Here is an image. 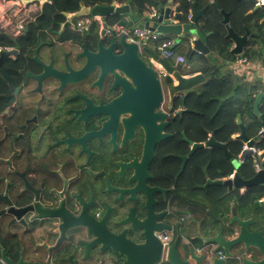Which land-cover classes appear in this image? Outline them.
Segmentation results:
<instances>
[{
    "label": "flooded vegetation",
    "instance_id": "obj_1",
    "mask_svg": "<svg viewBox=\"0 0 264 264\" xmlns=\"http://www.w3.org/2000/svg\"><path fill=\"white\" fill-rule=\"evenodd\" d=\"M92 28L95 20L74 32ZM60 29L19 40L29 33L26 23L6 34L12 44L0 45V264H221L224 252L214 255L210 238L215 219L226 226L232 209L253 218L264 236V211L254 202L246 210L238 199L247 188L221 185L225 193L213 204L207 181L233 178L239 167L231 164V174L212 179L213 159L228 160L218 144L232 155L227 143L207 128L202 139L174 132L182 123L195 130L194 121L175 119L190 111L174 107L183 95H170L171 119L133 123L127 108L113 104L122 90L111 88L112 76L99 83L95 56L88 64L75 58L84 43L59 38ZM89 38L87 51L95 54ZM118 78L131 84L122 73ZM164 103L163 91L160 108L167 112ZM238 134L236 160L247 148ZM224 229L225 237L239 233L235 221ZM95 232L121 234L129 259L101 251ZM251 251L242 250L241 259H261Z\"/></svg>",
    "mask_w": 264,
    "mask_h": 264
},
{
    "label": "water",
    "instance_id": "obj_2",
    "mask_svg": "<svg viewBox=\"0 0 264 264\" xmlns=\"http://www.w3.org/2000/svg\"><path fill=\"white\" fill-rule=\"evenodd\" d=\"M197 1L191 0V7L188 10L190 17L188 18L187 16L186 20H183V12L180 11L176 0H167L166 2L156 0L153 4L156 14L153 17L148 15L147 8L131 10L130 0H124L123 3L113 1L110 4L95 2H91L88 5L81 4L76 13L69 16L67 13L63 14L65 21L59 25L61 28L59 38L68 41L77 40L84 43L81 48L82 52L75 55V58H84L88 64L89 56H95V73H99V83L106 75L112 76L109 79L111 88H120L122 90L121 96L115 99L113 104L118 109L124 110V108H127L128 112L131 113L130 117L133 123L143 124L146 119H171L172 106L169 105L167 112L160 108L163 102V85L166 86L169 96L179 95L182 92L196 89L199 84L205 81L204 75L199 72L185 77L181 64L170 65L167 60L161 58L148 47H143L140 50L137 43L126 40L124 31L132 32L135 28H139L155 31L166 37H175L172 44L173 47L180 42L189 43V39L191 38V54H209L210 49L201 39V30L197 26L198 20L205 13L206 6L198 10L196 6ZM261 2L262 4L256 3L252 12L264 6V0H261ZM215 4L223 16L220 23L226 29L225 38L231 41L230 52L234 55L242 54L249 38L253 34L246 27L244 28V33L241 35L235 32L230 25L229 14L221 9L217 0ZM81 17H89L91 23L94 21L93 17L99 19L103 26L100 31L101 36L108 34L107 32H111L108 44H104L101 40L97 42L95 54L87 51L88 49L85 45L86 39L82 38L78 40L66 36L69 30L73 31L70 28L71 20ZM109 19H115L114 28L107 24V20ZM143 55H147L152 62L147 64L143 59ZM153 63H158L165 71V74L162 75V81L157 77L158 72L154 68ZM118 73L127 76L131 84L123 79H119ZM263 97L264 93L259 92L253 104V114L259 119L263 117V113L259 112V105ZM158 108L159 110L156 111L155 109ZM185 112H188V110H180L177 115H183ZM237 124L240 129L237 138L246 142L247 146L238 160L234 159L227 151L225 144H218V146L223 149L225 157L231 161L235 169L245 163L251 156L260 163V169L251 178H242L238 173H235L233 178L208 180L207 184L210 186L224 185L230 188L234 185L242 189L258 185L264 186V159L261 160L264 157V153H261L259 156L252 155L251 150V147L255 146L256 141L264 134V130L260 131L254 138H250L246 133L245 125L241 122L240 115L237 116ZM253 206L254 209L259 208L264 211V197L254 201ZM232 214L234 216L226 226L219 221L220 218L215 219L218 228L217 234L210 238V242L213 244V254L217 255L224 252L221 264H264V236L262 235V231L254 229L256 221L253 218L238 217L235 215L234 209H232ZM234 221L239 227V233L235 236L225 237L223 234L224 228H231ZM95 237L101 251L110 250L113 254H118L124 259H129L130 255L126 250V239L121 234L102 237L99 233L95 232ZM242 250H249L250 252H252L251 250H256L261 255V259L255 261L241 259V256H243ZM250 252L247 257L251 254ZM211 264H216L215 259H213Z\"/></svg>",
    "mask_w": 264,
    "mask_h": 264
},
{
    "label": "trees",
    "instance_id": "obj_3",
    "mask_svg": "<svg viewBox=\"0 0 264 264\" xmlns=\"http://www.w3.org/2000/svg\"><path fill=\"white\" fill-rule=\"evenodd\" d=\"M113 1L122 3L124 0H49L45 2L41 10L36 12L35 15L27 22L30 26L29 33L25 36H19L18 39H37L39 36L37 32H49V30L58 29L60 23L65 21L63 16L64 12H75L79 10L81 4L88 5L91 2L110 4ZM166 2L167 0H162ZM215 1L210 3L208 0H198L196 6L203 8L206 6L204 15L198 20L197 26L202 33L207 34V46L212 53L222 60L223 63L212 64L209 62L210 56L204 55L197 56V54H191V47L189 43H180L183 45L181 53L186 63H191L197 56L200 64L197 68L183 66L184 74H191L199 71L205 77V81L199 84L196 89L188 92L180 93L183 95L179 99L178 96L172 100L174 107H183L190 111L183 115L176 116L175 119H183L194 121L195 130L189 132L188 123L178 124L174 127V132L180 133V130H185L186 134H195L197 139L205 137L206 133L204 128L210 129L211 134L215 136L220 142L227 143L233 157H236L242 150V143L240 140L232 139V136L239 133V125L237 124V116H241V122L246 127V133L250 138H254L257 134L264 129V97L259 105V112L263 113V119L260 121L258 117L253 114V104L255 98L259 92L264 93V87L259 82H241L232 76V74L226 70L223 73L224 67L231 61L236 60L237 55L230 52L231 41L225 38L226 29L220 23L223 16L215 4ZM221 6V9L229 14L230 25L235 32H242L244 28H258V34L264 44V6L258 10L252 12L256 5L255 0H217ZM132 5L136 8H146V6L153 5L156 0H131ZM180 11L183 12V20L187 19L188 10L191 7V0H176ZM115 19L107 20V24L113 26ZM42 30V31H41ZM111 32L101 36L99 32V23L95 21V28H92L83 36L74 31H68L67 37H72L78 40L90 39L89 36L95 39V47L98 41H102L104 44L110 42ZM166 37V36H165ZM171 39V37H166ZM12 44L11 38L8 35L0 32V45ZM176 45L174 50H177ZM185 44V45H184ZM247 47L250 51L247 54L254 56L255 51L253 43L247 42ZM245 46V47H246ZM154 50L153 47H150ZM259 53V52H258ZM208 58V59H207ZM254 59V58H253ZM170 65H175L172 61L167 60ZM222 73V75H220ZM255 147L264 153V134L256 141ZM234 168L231 163L226 160L222 155H218L213 159V165L211 167V177H227L233 172ZM238 174L242 178H251L255 175L256 171L252 163V159L248 158L238 169ZM224 186H211V196L213 204L218 203V199L224 195ZM264 197V186L258 185L247 188L244 195H241L238 199L247 210L249 204L253 203L257 199ZM5 241L10 243L8 237Z\"/></svg>",
    "mask_w": 264,
    "mask_h": 264
},
{
    "label": "built area",
    "instance_id": "obj_4",
    "mask_svg": "<svg viewBox=\"0 0 264 264\" xmlns=\"http://www.w3.org/2000/svg\"><path fill=\"white\" fill-rule=\"evenodd\" d=\"M208 1L210 3L214 2V0ZM45 2H49V0H0V32L13 36V33L22 30L26 23L32 18L30 14L33 12L40 11L42 5ZM32 9L35 10L33 11ZM155 14V7L152 6L148 8V15L150 17H153ZM189 17L190 14L188 15V18ZM93 19L99 23V29H102L103 26L101 21L99 19H95V17H93ZM89 21V17L77 18L75 24L73 25L74 31L83 33ZM124 32L126 34V40L129 42L137 43L140 50L143 47L150 48L152 47L151 45H153V51H157L161 58L165 60H173L175 65L186 64L184 56L174 50V47L172 46L173 41L171 39L166 38L165 35L155 31L139 28H135L132 32ZM153 65L160 76L165 74V71L163 70L161 65H159L158 63H153ZM253 151H255V154L257 156L263 153L260 150H255L254 148ZM263 159L264 157L261 158V160ZM253 162L254 166L256 167V170H259L260 163L257 162L254 158Z\"/></svg>",
    "mask_w": 264,
    "mask_h": 264
},
{
    "label": "crops",
    "instance_id": "obj_5",
    "mask_svg": "<svg viewBox=\"0 0 264 264\" xmlns=\"http://www.w3.org/2000/svg\"><path fill=\"white\" fill-rule=\"evenodd\" d=\"M255 1L258 4H262L261 0H259V1L255 0ZM152 6L153 5L146 6V8L148 9ZM130 8H131V10L137 9L136 7H134L132 5L131 0H130ZM197 9L201 10L202 8L197 7ZM113 28H114V26H113ZM248 29L253 34V36L251 38H249L248 42H250V43L252 42L253 46H256V48H254L255 51H258L259 53L255 52L254 56L250 54L251 57H249L247 54L249 53V51L251 49L246 46L243 53L240 55H237L236 60L228 63L227 66L224 67L223 70H221V71L223 73H225L226 70L229 71L234 78H236L237 80H240L241 82H244V81L249 82V83L250 82H258V83L260 82L261 85H263V87H264V78L260 79L261 76L259 74V73H262L264 76V44L259 37L260 34H258V28H248ZM99 31H101V29ZM237 33L241 35L244 33V30L242 32H237ZM209 34H210V32H208L207 34L202 33V31L200 32V37L204 41L205 45H207V35H209ZM171 40L174 42L175 37H171ZM180 43H182V42H180ZM189 44H190V47H192V39L191 38L189 39ZM182 47H183V45L180 44L177 47L176 51L181 52ZM179 54H181V53H179ZM197 56H199V55L197 54ZM197 56L192 60L191 63H189V62L186 63L185 66L187 68H189V67L197 68L200 64V61H198L199 59L197 58ZM204 56H206V57L210 56L209 62L212 64L213 63L214 64H219V63L222 64L224 61V60H222V62H221V59L217 56V54L212 53L211 51L209 52V54H206ZM197 73H199V71L191 73V74H184V76L187 77L189 75H194ZM220 75H222V73H220ZM166 90L167 89L165 87H163V91L165 92V103H164L165 107L164 108H167V105H168L169 100H170V96Z\"/></svg>",
    "mask_w": 264,
    "mask_h": 264
},
{
    "label": "rangeland",
    "instance_id": "obj_6",
    "mask_svg": "<svg viewBox=\"0 0 264 264\" xmlns=\"http://www.w3.org/2000/svg\"><path fill=\"white\" fill-rule=\"evenodd\" d=\"M33 8V7H32ZM33 11L35 10V9H32ZM152 47H154L153 45H151ZM143 56H145L146 57V60H148V62H150L151 63V60L146 56V55H143ZM211 56V55H210ZM170 61H172L173 62V60H170ZM174 63V62H173ZM260 74V79H262V78H264V76H263V74L262 73H259Z\"/></svg>",
    "mask_w": 264,
    "mask_h": 264
}]
</instances>
